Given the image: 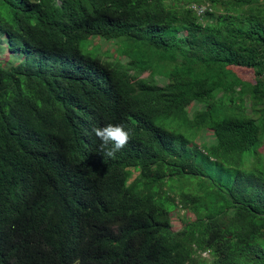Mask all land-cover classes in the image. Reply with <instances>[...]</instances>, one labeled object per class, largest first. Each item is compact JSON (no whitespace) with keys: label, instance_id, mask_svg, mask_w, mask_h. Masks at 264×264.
I'll list each match as a JSON object with an SVG mask.
<instances>
[{"label":"trees","instance_id":"trees-1","mask_svg":"<svg viewBox=\"0 0 264 264\" xmlns=\"http://www.w3.org/2000/svg\"><path fill=\"white\" fill-rule=\"evenodd\" d=\"M167 1L0 0V264H264V0Z\"/></svg>","mask_w":264,"mask_h":264},{"label":"rangeland","instance_id":"rangeland-1","mask_svg":"<svg viewBox=\"0 0 264 264\" xmlns=\"http://www.w3.org/2000/svg\"><path fill=\"white\" fill-rule=\"evenodd\" d=\"M197 2H202V0H197ZM173 3H174V0H168L167 1L168 5H171ZM92 42H93V47H95L97 44L100 45V46L99 47H95L96 48L95 51H90V53H92L94 56H96L99 53V55L103 58V60L113 61V57L111 58L110 56H108L106 54V51L111 49L110 43L107 42L106 45H105L104 40H102V39H100V40H96L95 39ZM109 42H115L116 43V40H112V41H109ZM82 49L84 51H86V52H89L88 49L85 48L84 46H82ZM111 51H112V49H111ZM113 55L117 57V52H113ZM22 59H23L22 55L8 53L7 42L5 41V39L3 37L0 36V62L3 63L5 66H11V65L19 63ZM149 73L150 72L145 73L143 75V77H147L148 75H150ZM250 77H251V75H250ZM211 140L213 142L216 141L215 137L214 136L212 137V133L210 131H202L201 133H199V136L196 139V144L197 145H202L203 142H211ZM260 151L264 153V146L260 149ZM195 180L197 182L198 178L195 179ZM200 182H202V180H200ZM179 183H181V181H179ZM195 183L194 182L193 183L189 182V184L187 186H185L183 190H186V192H192L191 191L192 184H195ZM206 185H207L208 188H211L213 186L212 185V181L208 180ZM200 187H201L200 184L195 185L194 186L195 192H199V190L201 192ZM180 190H182V183L179 184L178 187H177V191H180ZM195 192L193 191L192 193L197 194ZM220 198H221V194H219L218 200H220ZM186 216L192 217L190 214H186L185 210H182L181 207H178V209H176V210H174L172 212L173 226H174L175 230L181 229V227H182L181 219L183 217L185 218ZM229 220H230V218L228 216H222L220 218L221 225H224V226L228 225ZM204 256L210 258V255L208 253H206Z\"/></svg>","mask_w":264,"mask_h":264},{"label":"clouds","instance_id":"clouds-1","mask_svg":"<svg viewBox=\"0 0 264 264\" xmlns=\"http://www.w3.org/2000/svg\"><path fill=\"white\" fill-rule=\"evenodd\" d=\"M94 135L99 139L98 151L105 157H114L117 152L122 151L130 140L129 131L125 130L122 124H108L102 128L92 129ZM72 264H81L79 258L72 261Z\"/></svg>","mask_w":264,"mask_h":264},{"label":"built area","instance_id":"built-area-1","mask_svg":"<svg viewBox=\"0 0 264 264\" xmlns=\"http://www.w3.org/2000/svg\"><path fill=\"white\" fill-rule=\"evenodd\" d=\"M200 12H203V9H201Z\"/></svg>","mask_w":264,"mask_h":264}]
</instances>
